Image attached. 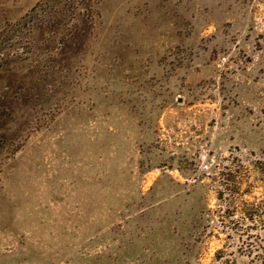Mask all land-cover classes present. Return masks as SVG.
I'll list each match as a JSON object with an SVG mask.
<instances>
[{
  "label": "rangeland",
  "instance_id": "rangeland-1",
  "mask_svg": "<svg viewBox=\"0 0 264 264\" xmlns=\"http://www.w3.org/2000/svg\"><path fill=\"white\" fill-rule=\"evenodd\" d=\"M0 264H264V0H0Z\"/></svg>",
  "mask_w": 264,
  "mask_h": 264
}]
</instances>
